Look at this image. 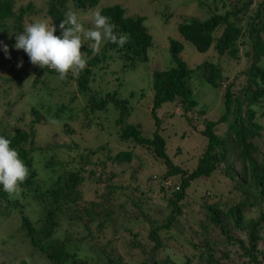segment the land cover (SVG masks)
<instances>
[{"label":"trees","instance_id":"1","mask_svg":"<svg viewBox=\"0 0 264 264\" xmlns=\"http://www.w3.org/2000/svg\"><path fill=\"white\" fill-rule=\"evenodd\" d=\"M68 1L46 0L45 10H37L35 0L22 6L17 5L18 0H0V32L6 31V38L15 43V33L23 31L25 17L38 14L47 18L49 24L53 23L57 29L54 34L60 35L59 23L66 20L65 14L70 11ZM71 1L77 13H85L101 0ZM154 1L160 2L151 0ZM193 1L199 9L205 7L206 0ZM160 4L167 5L166 1ZM232 5L230 11L223 15L214 8L216 13L204 19L193 16L176 18L168 8L157 12L164 24L172 18L174 22L181 19L177 27L180 38L199 53L212 50L223 58L225 64L222 69L204 60L192 69L181 56L185 44L169 39V68L152 74L150 115L155 128L149 134L141 125L127 122L134 109L132 101H138V92L127 87L120 89V84V92L115 90L117 84L108 71L115 78L120 77V73L115 74L120 65L123 76L127 71H136L143 63H150L148 50L153 45V38L144 26V17L127 16L126 10L118 4L100 10L116 26L118 35H129L128 43L123 47L105 43L99 54H93L85 42L81 51L88 60L87 66L72 78L76 84L75 93L87 100L81 111L86 120L85 129L93 126L90 115L96 113L92 118L105 122L107 108L116 114L112 128H107V125L101 127L104 132L102 144L97 147L78 146L74 142L69 145H41L36 140L35 126L45 123L48 115L52 120L60 121L61 114L66 111L65 115L68 112L67 117H70L73 107L69 104L52 111L47 108L46 115L40 113L44 106L36 104L30 109L32 119L28 124V121L22 123V117L17 120L22 123L19 127L17 123L6 125L0 121V136L11 141L10 146L18 151L29 170L18 195H9L0 185V217L8 219L19 215V232L33 248L32 257L22 259L18 264H85L79 258L81 248L85 252L90 250L93 257L86 256V259L93 264H173L170 256H162L163 250L169 246L165 242L168 240L191 250L190 255L181 258L180 264H264V0H234ZM112 53L118 59H113ZM162 55L168 57L167 53ZM236 61H243L244 67L225 85V81L233 78L230 65ZM45 71L48 79L59 77L54 70L45 68ZM195 73L221 94L222 108L217 120L199 123L204 111L196 112L199 117L191 114L198 106L189 87ZM25 80L24 76L0 77L4 83L14 81L23 84ZM97 83L104 85L100 88L101 84L98 86ZM62 85L65 83L61 81L52 89L53 92H58ZM108 86H114L113 91L100 92ZM51 93L46 92L48 95ZM140 98H144L143 93ZM173 102L181 107L182 118L192 127L190 130L206 140L192 171L174 163L177 154L182 155L178 148L180 143L175 146L171 158L166 151L169 144L161 134L162 120L157 111L162 105ZM221 125H226L223 135L216 132ZM64 129L66 133H74L66 124ZM113 133L115 137H111ZM180 137L184 139L182 135ZM137 150L144 151L164 168L158 188L165 197L166 209L161 211L163 214L156 212L150 215L143 208L145 198H139L135 203L128 199L127 205L132 203L130 207L135 209L134 213L126 223L117 224L120 220L117 210L126 204L117 203L122 187L114 183L120 174L112 168L141 161ZM35 155L42 159L43 172L34 166ZM216 173L233 182L230 192L237 201L210 204L203 199L199 202L200 211L189 214L191 219L186 218V212L194 210V207H189L193 183L209 179ZM85 182L102 184L101 193L95 190L93 197L86 198L82 190ZM134 190L141 193L138 186ZM29 205L41 210L35 222L23 212V207ZM255 210L256 216L247 218L246 212ZM141 218L143 222L139 227ZM64 220L80 223L85 235L78 241L67 234L61 239L54 238ZM182 221L192 225L188 227L190 235L180 233ZM128 223L131 225L127 226ZM121 229L130 235L127 243L116 238ZM140 229L146 232L149 243L140 247V261L129 262L126 258L136 250ZM107 230L112 232V238L106 237Z\"/></svg>","mask_w":264,"mask_h":264},{"label":"rangeland","instance_id":"2","mask_svg":"<svg viewBox=\"0 0 264 264\" xmlns=\"http://www.w3.org/2000/svg\"><path fill=\"white\" fill-rule=\"evenodd\" d=\"M29 1L30 0H18L17 5L22 6ZM163 1H166L167 5H161L160 3ZM188 1L189 0H160V2H151V0H101L97 6L92 9H88L85 13H77L78 10L74 8L71 0H69V3L67 4V6L70 7V11H73L78 15L80 22L86 29L93 27L91 20L93 12L100 10L103 7L116 4L126 10L127 16L137 15L145 18L144 26L148 29L149 34L153 38V45L148 50V59L150 60V63L147 65L143 63L137 67L138 69L136 71H127L123 76L121 75V72L123 71L120 65V68L115 73L116 75L120 73V77H112L110 71H108V74L110 78L114 79V84H117L115 90H119L120 92L121 88L127 87L128 90L132 88L138 92V101H132L134 109L130 114L129 119H127V122L141 125L143 131L148 134L155 128L150 115V102L153 96L151 89L152 74L154 71H164L169 68V39H177L185 44V48L181 53V56L187 62L188 67L192 69L195 65L200 64L206 59V61L214 63L222 69L225 64L223 58L218 57L213 51L206 53L197 52L193 46L187 44V42L180 38L174 24V19L172 18L168 23L164 24L157 12L161 13L163 9L168 8L169 12L176 18H187L193 16L198 19H204L213 14L215 11L214 8H217L216 11L218 14L222 13L224 11V7L228 8L234 0H206L205 7L201 9H199L197 4H195L196 2L191 4L187 3ZM45 3L46 0H35V8L37 10H45ZM40 20H46L48 22L47 18L40 17L38 14L26 16L24 19V27L30 22ZM180 20L181 19H176V25H178ZM6 33V31L0 32V35L2 36L0 37V41H2L3 44H6L9 49L8 55L6 56L2 45H0V77L12 78L16 76H24L26 80L23 84H17L14 81L6 83L0 81V121L6 125H15L17 123L19 127L22 123L27 121L28 124L30 119H32L29 112L32 107L36 106V104L44 106L40 111L42 115H46L47 108L52 111L57 107L69 104V107H73V112L70 117H67L68 112L67 115H65L66 111H64L63 114H61L62 120L56 121L57 123H52L51 121L53 120L51 116L48 115L45 116V123L35 126L36 140L41 143V145L46 143L69 145L74 142L78 146L97 147L102 144L101 141L103 140L102 135H104V132L101 127L103 125H107V128H112V123H114V118H116L114 111L107 108V121L105 122H103V119H99L100 121L93 119L96 113L90 115L93 126L89 130L85 129L84 126L86 120L81 111L85 104H87V100L79 93H75L76 84L72 80V78L75 77L70 73V75H68L64 80H59L60 78L58 76L49 77L48 79V74L45 71V68L32 65L29 57L23 50H16L13 47L15 43H13L9 37L6 38ZM167 35L169 37L168 41ZM86 44L89 48H91V41H87ZM165 53H167L168 57L162 55ZM113 59H118L115 54H113ZM21 61L22 65L18 68L17 64ZM242 63L243 61H236L234 64L230 65V72L233 78L229 81H225V85L230 83L236 75H239L244 67ZM99 74H101V72ZM33 75L35 76V79L32 78ZM61 81L64 82L65 85H62L58 92H53L52 89L58 87ZM97 84L98 86L101 84L99 86L100 88L104 85L103 83ZM118 85L121 86L120 89ZM94 86L97 87L96 84ZM113 87L110 88V86H108L107 89H101L100 92L113 91ZM189 87L192 91L194 99L198 101L197 108L194 109L191 114L197 116V111H204L205 115L200 118L202 120H200L199 123H203L208 120H217L222 108L220 92L215 91L213 87L205 83L204 80H201L198 73L193 74ZM49 91L52 92L51 95L46 94V92ZM141 93L144 95L143 99L140 98ZM99 116L100 115H98V118ZM157 116L162 120L163 131H161V134L169 144L166 147L167 154L173 158L174 148L178 143H180L178 148L182 155L180 157V154H177L178 157L174 158V163L186 170L192 171L196 166L198 158L204 150L206 144L205 138L190 130L192 127L187 125L183 120L182 110L177 102L162 105L157 111ZM21 117L23 118L22 123L17 121ZM65 124L68 125L72 131H74L73 134L65 132ZM225 128L226 125L218 126L216 130L217 134L223 135ZM180 135H182L184 139H181ZM113 136L115 137L114 133L111 137ZM137 154L140 156L141 161L135 160L130 165H118L112 168L114 172L120 174V177L116 178L114 183L117 185L120 184L122 187L120 199L117 203L126 204L123 209L117 210L116 214L117 216L119 215L120 218L117 224H120L121 222L123 224L126 223L130 220V215L134 213L135 209L133 210L132 207H130L132 206V203L127 205L129 203L127 202L128 199L133 200L135 203V201L139 198H145L144 200H146V202L145 207L143 208L145 212L150 215H154L156 212H164L166 209L165 197L162 196L158 188L159 179L162 178L164 172L163 166L154 162L142 150H137ZM61 157L63 158V154H61ZM41 161L42 159L39 155L34 156L35 168L40 170V172H43L44 169ZM42 177H44V175H42ZM232 185H234L233 182L224 178L220 173L214 174L209 179L193 183L192 197L190 199L191 206L189 207H194V210H189L190 213L186 212V218H192L189 214H195L197 210H199V202L203 201V199H206L210 204H227L229 202L237 201L236 197L230 192ZM136 186H138L139 191L141 193L143 192V194L134 190ZM101 188L102 184H89L88 182H85L82 190L86 198H91L93 197L95 190L98 194L101 193ZM23 212L33 222H35L41 214V210L34 205L23 207ZM256 214L257 210L250 213L246 212L247 218H253ZM19 222L20 218L17 214L8 219L0 217V264H18L22 259L32 257L31 251L33 248L28 239L25 240L23 234L19 232ZM142 222L143 219L141 218L140 223L138 224L139 227H141ZM129 224L130 223H128L127 226ZM190 226H192L190 223L187 224L182 221L179 226L180 233H188L187 235H190L191 231L188 228ZM105 233L107 238L113 237L110 230H107ZM139 233L140 236H138L139 239L137 241L136 250L132 252L133 256L128 255L126 258L129 262H134V260L140 261L142 258L140 247L143 248V246L148 245L149 243L146 238V232L141 230ZM66 234L76 241L80 240L82 236L85 235L83 227L80 223L64 220V222L60 224L59 230H57L54 234V238L61 239ZM116 238H118L120 242L124 241V243H127L130 235L121 229L116 234ZM165 242L169 246L163 250L162 256H170L173 264H180L182 257H185L186 254H191V250L182 244L176 243L173 240ZM180 242H182V240ZM86 256L89 258L93 257L90 250L85 252V249L81 248L79 258H81L85 264H93L90 260L86 259Z\"/></svg>","mask_w":264,"mask_h":264},{"label":"clouds","instance_id":"3","mask_svg":"<svg viewBox=\"0 0 264 264\" xmlns=\"http://www.w3.org/2000/svg\"><path fill=\"white\" fill-rule=\"evenodd\" d=\"M193 2L189 0L187 3ZM232 6L230 4L228 8L224 7L225 11L220 14L230 11ZM65 15L66 20L59 23L60 35L54 34L57 29L53 23L49 24L46 20L33 21L28 23L22 32L15 33L13 46L16 50H23L32 65L54 70L61 80L66 79L69 72L76 77L86 68L88 60L81 51L85 42L91 41L93 54H99L105 43L110 42L123 47L130 39L126 33L118 35L115 31L116 26L110 22L109 17L102 14L101 10L93 12L91 18L93 27L90 29L84 27L75 12L69 11ZM174 24L176 29L180 25H176V22ZM168 39L167 35V41ZM0 45L7 56L8 46L2 41ZM210 51L212 50L207 52ZM21 65L22 61L17 67ZM32 78L35 79V76ZM51 122L57 123L54 120ZM10 145L9 139L0 136V185L9 195H18L21 191L20 185L27 179L29 170L19 157L18 151Z\"/></svg>","mask_w":264,"mask_h":264}]
</instances>
